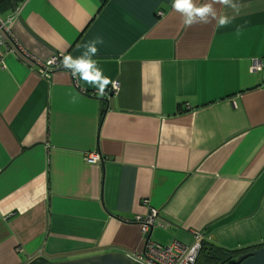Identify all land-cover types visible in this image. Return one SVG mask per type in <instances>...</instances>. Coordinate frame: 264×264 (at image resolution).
I'll return each instance as SVG.
<instances>
[{
  "label": "crops",
  "instance_id": "obj_1",
  "mask_svg": "<svg viewBox=\"0 0 264 264\" xmlns=\"http://www.w3.org/2000/svg\"><path fill=\"white\" fill-rule=\"evenodd\" d=\"M114 1L26 0L4 20L0 264L140 251L135 218L151 207L152 240L203 232L233 253L224 264L263 247L264 72L251 69L264 63V0H236L238 14L215 4L234 17L225 27H186L173 0H143L145 20L112 32L99 24ZM97 38L104 96L63 66L43 76Z\"/></svg>",
  "mask_w": 264,
  "mask_h": 264
},
{
  "label": "built area",
  "instance_id": "obj_2",
  "mask_svg": "<svg viewBox=\"0 0 264 264\" xmlns=\"http://www.w3.org/2000/svg\"><path fill=\"white\" fill-rule=\"evenodd\" d=\"M0 21V36L7 35L9 38H11L9 27L4 24L5 21ZM0 44H2L1 39ZM51 60H54L55 62L51 64L48 63V67L43 66V76H48V70L54 71L62 67V56H55ZM251 70L253 73L264 72L263 61L254 60ZM114 89H118L117 84L114 85ZM85 159L91 164L99 163L101 161V154L91 153L87 155ZM159 219L160 211L154 207L150 208L148 215H141L135 218V223L140 226L141 232L144 236V246L142 250L132 252L126 256L131 259L134 264H197L200 253L204 247V243L208 240L207 235L203 232L193 231L192 234L194 243L192 245H186L179 241L161 243L152 240L149 236L151 230L157 224Z\"/></svg>",
  "mask_w": 264,
  "mask_h": 264
},
{
  "label": "clouds",
  "instance_id": "obj_3",
  "mask_svg": "<svg viewBox=\"0 0 264 264\" xmlns=\"http://www.w3.org/2000/svg\"><path fill=\"white\" fill-rule=\"evenodd\" d=\"M215 4H220L230 7L237 14L239 13L240 5L236 0H207L206 3L197 4L196 0H173L172 9L179 13L182 17V23L186 27L194 24H209L213 20L216 21L218 27H225L234 17H229L222 13L217 12L214 7ZM103 43L102 39L97 38L84 45L87 49L81 56L73 58L71 55H65L62 60V66L70 69L72 75L77 79L88 83L95 84L99 87L100 91L97 92L98 96H104L105 89L109 83H113L108 77L103 75L102 70L97 68V61L91 57L97 54L96 45ZM54 60L49 63H54Z\"/></svg>",
  "mask_w": 264,
  "mask_h": 264
},
{
  "label": "trees",
  "instance_id": "obj_4",
  "mask_svg": "<svg viewBox=\"0 0 264 264\" xmlns=\"http://www.w3.org/2000/svg\"><path fill=\"white\" fill-rule=\"evenodd\" d=\"M25 2L26 0H0V20L6 21L7 18L14 16ZM143 6V0H115L112 3L111 11L102 19L99 25L102 26L103 30H112V32L120 31L118 26L122 22L137 23V18L140 16ZM2 16H5V18ZM231 253L221 250L217 251L211 248L208 249L204 246L200 253V256L203 257L201 258L199 256L197 264H224L231 257ZM29 264L47 263L44 259L37 257Z\"/></svg>",
  "mask_w": 264,
  "mask_h": 264
},
{
  "label": "water",
  "instance_id": "obj_5",
  "mask_svg": "<svg viewBox=\"0 0 264 264\" xmlns=\"http://www.w3.org/2000/svg\"><path fill=\"white\" fill-rule=\"evenodd\" d=\"M53 264H134V262L124 254L107 253ZM231 264H264V246L240 255Z\"/></svg>",
  "mask_w": 264,
  "mask_h": 264
},
{
  "label": "rangeland",
  "instance_id": "obj_6",
  "mask_svg": "<svg viewBox=\"0 0 264 264\" xmlns=\"http://www.w3.org/2000/svg\"><path fill=\"white\" fill-rule=\"evenodd\" d=\"M236 259H237V258H236ZM236 259H235V260H236ZM235 260H234V261H235ZM234 261H232V262H230V263H228V264H231V263H233Z\"/></svg>",
  "mask_w": 264,
  "mask_h": 264
}]
</instances>
